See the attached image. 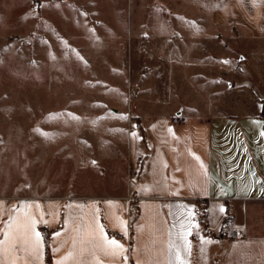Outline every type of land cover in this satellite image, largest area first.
I'll use <instances>...</instances> for the list:
<instances>
[{
  "label": "crops",
  "instance_id": "0c3cea01",
  "mask_svg": "<svg viewBox=\"0 0 264 264\" xmlns=\"http://www.w3.org/2000/svg\"><path fill=\"white\" fill-rule=\"evenodd\" d=\"M177 3L135 15L146 38L130 60L149 68L134 69L135 181L116 195L0 196V264H264V0ZM234 96L247 112L221 110Z\"/></svg>",
  "mask_w": 264,
  "mask_h": 264
},
{
  "label": "rangeland",
  "instance_id": "374dc122",
  "mask_svg": "<svg viewBox=\"0 0 264 264\" xmlns=\"http://www.w3.org/2000/svg\"><path fill=\"white\" fill-rule=\"evenodd\" d=\"M177 1L0 0V196L128 191L143 161L134 69H149L130 60L146 38L135 15ZM236 100L221 110L247 112Z\"/></svg>",
  "mask_w": 264,
  "mask_h": 264
},
{
  "label": "snow or ice",
  "instance_id": "6c2138e0",
  "mask_svg": "<svg viewBox=\"0 0 264 264\" xmlns=\"http://www.w3.org/2000/svg\"><path fill=\"white\" fill-rule=\"evenodd\" d=\"M33 226H34V225H33ZM9 227H11V225H10ZM36 236H37V242H38V234H36ZM106 243H107L108 245H110V246H111L112 248H114V249H118V248L121 247V246H120L115 240H109V241H106ZM176 259L179 260V255H178V254H177Z\"/></svg>",
  "mask_w": 264,
  "mask_h": 264
},
{
  "label": "trees",
  "instance_id": "16d2710c",
  "mask_svg": "<svg viewBox=\"0 0 264 264\" xmlns=\"http://www.w3.org/2000/svg\"><path fill=\"white\" fill-rule=\"evenodd\" d=\"M198 217H199L200 222L202 223L203 231H204L205 233H207V226H206V223H205V221H204V219H203V214H202V212H198Z\"/></svg>",
  "mask_w": 264,
  "mask_h": 264
},
{
  "label": "built area",
  "instance_id": "2783aa9c",
  "mask_svg": "<svg viewBox=\"0 0 264 264\" xmlns=\"http://www.w3.org/2000/svg\"><path fill=\"white\" fill-rule=\"evenodd\" d=\"M202 202H203V200H202ZM245 232H246L245 228L242 227V228L240 229V235H241V236H244V235H245Z\"/></svg>",
  "mask_w": 264,
  "mask_h": 264
}]
</instances>
